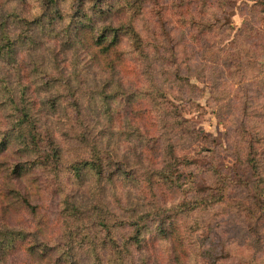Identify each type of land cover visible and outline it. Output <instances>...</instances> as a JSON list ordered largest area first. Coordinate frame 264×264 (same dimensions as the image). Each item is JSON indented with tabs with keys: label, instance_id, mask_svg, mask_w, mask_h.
<instances>
[{
	"label": "trees",
	"instance_id": "16d2710c",
	"mask_svg": "<svg viewBox=\"0 0 264 264\" xmlns=\"http://www.w3.org/2000/svg\"><path fill=\"white\" fill-rule=\"evenodd\" d=\"M241 1L263 14L264 0ZM152 2L0 0V264H224L223 242L187 216L229 206L228 191L161 201L181 192L193 153L178 149L185 120L158 81L181 67ZM148 10L161 27L149 38ZM186 44L196 57L209 47Z\"/></svg>",
	"mask_w": 264,
	"mask_h": 264
},
{
	"label": "rangeland",
	"instance_id": "374dc122",
	"mask_svg": "<svg viewBox=\"0 0 264 264\" xmlns=\"http://www.w3.org/2000/svg\"><path fill=\"white\" fill-rule=\"evenodd\" d=\"M158 3L163 8L165 29L171 31L168 27L172 23L170 42L176 45L181 67L176 81L164 74L158 81L178 107L176 115L185 120L177 125L178 149L193 153L191 166L183 170L181 192H166L161 201H178L183 195L205 194L218 187L227 190L229 206H209L189 214L190 228L199 231V225L203 226L204 234H215L223 242L224 264H264V14H257L249 4L244 7L241 0ZM239 10L243 17L237 14ZM148 11L137 23L149 38L154 27L159 31L161 27L158 22L153 25L157 20L153 11ZM186 43L195 48L200 43L209 47L203 52L205 56L196 57L201 50L191 53ZM139 80L136 88L142 89L146 78ZM188 81L194 87L189 88ZM206 147L210 153L202 150ZM213 170L221 176L217 178ZM5 193L1 181V201H6ZM236 201L243 203L242 209ZM249 202H254L253 217L258 220L254 233L247 225ZM41 203L44 214L54 217L55 208L47 193L41 196ZM166 209L171 212L169 204ZM18 262L16 256L5 258V264Z\"/></svg>",
	"mask_w": 264,
	"mask_h": 264
},
{
	"label": "crops",
	"instance_id": "0c3cea01",
	"mask_svg": "<svg viewBox=\"0 0 264 264\" xmlns=\"http://www.w3.org/2000/svg\"><path fill=\"white\" fill-rule=\"evenodd\" d=\"M243 1H248L249 3H252V2L249 1V0H243ZM237 14L240 15L241 17H243L242 14H241L240 12H238ZM263 14H264V13H263ZM240 24H241V23H240ZM239 26H240V25H238V27H239Z\"/></svg>",
	"mask_w": 264,
	"mask_h": 264
}]
</instances>
